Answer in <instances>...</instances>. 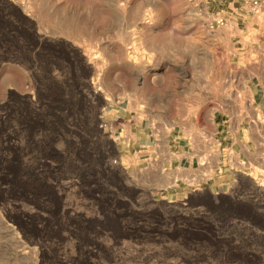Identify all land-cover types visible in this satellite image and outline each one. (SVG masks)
Wrapping results in <instances>:
<instances>
[{
  "label": "rangeland",
  "instance_id": "obj_1",
  "mask_svg": "<svg viewBox=\"0 0 264 264\" xmlns=\"http://www.w3.org/2000/svg\"><path fill=\"white\" fill-rule=\"evenodd\" d=\"M183 5L0 0V264H264L260 199L159 185L111 141L146 62L125 42Z\"/></svg>",
  "mask_w": 264,
  "mask_h": 264
},
{
  "label": "crops",
  "instance_id": "obj_2",
  "mask_svg": "<svg viewBox=\"0 0 264 264\" xmlns=\"http://www.w3.org/2000/svg\"><path fill=\"white\" fill-rule=\"evenodd\" d=\"M138 32L125 44L146 62L120 69L124 92L105 112L127 165L162 186L236 187L264 203V5L213 33L183 5Z\"/></svg>",
  "mask_w": 264,
  "mask_h": 264
},
{
  "label": "built area",
  "instance_id": "obj_3",
  "mask_svg": "<svg viewBox=\"0 0 264 264\" xmlns=\"http://www.w3.org/2000/svg\"><path fill=\"white\" fill-rule=\"evenodd\" d=\"M184 6L193 11L194 19L206 31L213 33L239 16L244 20L247 15H254L264 5V0H227L229 9H210L212 3L225 0H183ZM218 44V43H217Z\"/></svg>",
  "mask_w": 264,
  "mask_h": 264
}]
</instances>
